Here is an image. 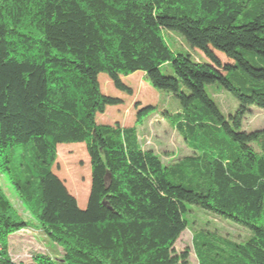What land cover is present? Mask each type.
<instances>
[{
    "label": "trees",
    "instance_id": "trees-1",
    "mask_svg": "<svg viewBox=\"0 0 264 264\" xmlns=\"http://www.w3.org/2000/svg\"><path fill=\"white\" fill-rule=\"evenodd\" d=\"M137 72L177 102L162 121L188 153L166 164L135 126L96 122L123 103L98 76L132 96L121 78ZM216 91L236 103L227 117ZM249 107L264 115V0H0V173L31 219L0 188V264H188L174 250L186 230L198 264H264V129L242 130ZM152 109L135 103V122ZM63 144L89 159L83 209L54 172ZM186 205L244 236L186 221ZM33 228L59 259L11 260L10 238Z\"/></svg>",
    "mask_w": 264,
    "mask_h": 264
},
{
    "label": "rangeland",
    "instance_id": "rangeland-1",
    "mask_svg": "<svg viewBox=\"0 0 264 264\" xmlns=\"http://www.w3.org/2000/svg\"><path fill=\"white\" fill-rule=\"evenodd\" d=\"M165 37L173 51H176V47L185 48L183 40L178 36L168 35ZM215 55L220 62H226L222 55L218 53H215ZM162 69L166 70L169 67L163 66ZM97 80L104 95L119 98L123 102L118 107H108L103 115L97 117V124L110 126L119 124L121 127L135 126L138 129L143 147L151 149L164 164L188 153L181 138L165 121H162L164 119L161 115L163 111L174 112L177 108V102L170 94L151 88L140 72L121 78L122 83L132 89V96L116 91L103 74H100ZM206 91L212 96L210 87H206ZM212 99L225 117L232 114L236 109V103L226 92L216 91ZM135 103L143 107H153L142 118L143 125L135 122ZM248 110L250 113H245L242 120V130L249 132L264 129V115L260 110L256 107H249ZM54 172L64 183L67 191L75 198L78 207L83 209L86 205L90 186L89 159L84 145H58ZM0 188L16 213L24 220L30 221L31 219L24 211L15 191L2 173H0ZM186 208L187 211L183 214V218L188 222H192L197 215L198 220L209 222L223 233H229L232 236H244L241 227L222 222L215 214L203 212L189 205H186ZM33 229L34 231L19 232L10 238L8 252L11 260L29 263L32 256L37 254L59 259L60 250L40 235L35 228ZM174 250L177 254L183 251L188 252L187 263L198 264L192 249V232L190 230H186L180 235Z\"/></svg>",
    "mask_w": 264,
    "mask_h": 264
}]
</instances>
